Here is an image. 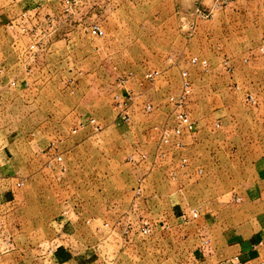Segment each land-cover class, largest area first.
Wrapping results in <instances>:
<instances>
[{"label": "rangeland", "instance_id": "obj_1", "mask_svg": "<svg viewBox=\"0 0 264 264\" xmlns=\"http://www.w3.org/2000/svg\"><path fill=\"white\" fill-rule=\"evenodd\" d=\"M144 1L127 2L124 9L108 18L111 27L105 31L106 36H110L112 50L123 49V59L128 61V69L136 78L140 73L138 58L148 48L152 53L146 56L151 59L152 67L163 69L167 57L172 55L168 62L175 65L176 75L182 69L188 70L193 84L189 114L199 121L197 131L205 137V180L200 183L202 173L191 176L189 181H192L193 189L189 188L187 195L199 198L196 201L199 203L205 196V202L211 199L213 206L214 202H221L227 212H244L248 205L245 199L253 195L248 189L253 175L251 162L264 149V66L259 52L264 29L253 30L248 26L256 20L264 24V0H224L210 18L197 21L195 30L194 27L188 29V25L182 27L187 21L189 6L182 7L178 2L181 12L174 15V0ZM188 1L191 6V0ZM59 6L58 0L50 3L51 8L58 10ZM116 15L121 17L119 23L115 20ZM182 15L185 19H181ZM160 19L162 28L152 29L153 22ZM206 31H210L211 41L205 39ZM179 35L188 39L184 45ZM184 46H188V52ZM187 55L205 57L208 66L191 64ZM224 58L231 60V71L224 67ZM51 70L50 77H41L45 73L40 68L33 79L20 77L21 86L33 87V91L36 86L43 89L37 95L27 96H11L14 90H11L9 76L0 75L3 90L0 118L9 121V125L0 126V142L13 132L10 134L17 142L14 145L16 176L22 181L17 185L15 178L12 179L8 184L12 185L11 194L0 193V217H5L0 220V251L11 245L37 247L34 254L28 252L26 255L27 250H20L17 257L22 264L26 259L35 261L41 257L43 254L39 249L47 245L48 252L52 251L46 259L49 264H58L53 258L54 249L64 245L70 249L71 259L63 264H191L192 249L201 241L199 231L205 229L203 216L181 217L179 222L174 219L163 223L157 215L159 211L166 218L172 213L169 202L163 200L150 202L148 210L152 212L148 216L144 215L145 211H140L139 203L130 215L133 220L144 216L151 219L153 233L145 237L136 232L126 236L121 225L115 223V231L107 239L105 230L108 228L101 225L106 216L126 214L134 197L133 185L139 182L137 178L145 176L153 165L158 167L165 161L160 162L158 158V162L153 157V143L148 142L149 136L157 133L154 125L159 120L154 117L155 110L145 112L144 101L141 103L135 98L136 91L121 93L118 88L112 94H99L94 101L87 96L83 100L80 94L68 91L69 86H74V79L60 76L59 69L55 70L53 66ZM115 80L123 82L122 78ZM98 82L108 87L115 83L108 77ZM174 87L175 84L168 88L174 91ZM248 92L254 94V101L246 98ZM31 96L36 99H30ZM164 98L165 95H160V99ZM118 102L122 105L118 106ZM67 107L75 110L72 112ZM123 108L129 113L127 120L120 116ZM81 116L88 124L82 127V132H74ZM92 116L100 128L95 129L89 123ZM44 120L50 122L42 125ZM30 132L33 133V144H27L25 139ZM80 136H84L85 141L74 145L73 140ZM196 149L201 150V144ZM29 150L35 154L32 171L26 163ZM55 152L67 156L69 166L66 171L58 170L57 164L51 169L45 168L44 157ZM141 152H146L147 158L142 159ZM106 163L110 165V172L105 168ZM155 171L151 173L149 188H154L152 193L158 189L160 196L157 194V198L169 199L166 194L170 191L172 175L169 170ZM6 186L0 184V192L6 190L3 188ZM3 198L9 202H3ZM129 199L128 207L122 211L121 203ZM105 202L111 206L106 208ZM260 208L264 207L254 206V209ZM229 223L233 220L225 221V224ZM187 229L197 231L198 235L189 238L188 234L180 233ZM173 232L179 234L173 235ZM15 257L7 256L3 262Z\"/></svg>", "mask_w": 264, "mask_h": 264}, {"label": "crops", "instance_id": "obj_2", "mask_svg": "<svg viewBox=\"0 0 264 264\" xmlns=\"http://www.w3.org/2000/svg\"><path fill=\"white\" fill-rule=\"evenodd\" d=\"M53 1L54 0H34V2L26 1L25 3L24 0H9V2H7V0H0V58H2L6 63V69L3 74L9 76V79L16 80V85L12 86L11 89L12 91L14 90L13 93H11V96H27L28 94L37 95L43 92L41 86H36V91H33V87L21 86L20 77L28 76L33 79L35 72L39 70V68L41 71H43V73H45L43 75L41 74V77H50L53 73L51 66H53L55 70H57V68L59 69L60 76H70L72 79L77 80L76 82L73 80L74 86H67L69 88L68 91L80 94L83 97V100L85 96H87L88 99L94 101V99H96L99 94H112L117 88V90L121 91V93L124 91L128 92V90H132L134 93L136 91L137 97L135 98H138L141 103L143 101L144 103L150 101L154 104L155 107L153 110L156 112L154 117H158L159 120L158 122H155V125L158 127L163 125H172L174 123V119L172 117V105L167 102V95L169 93L177 94L180 91V73L179 75H176V72L174 71L175 65L168 62L169 60H172V55L171 57H167V61L165 62L163 69L156 66L152 67L149 64L151 59L147 58L146 56L147 53H152L148 48L138 58L140 73L136 78L134 74H132L133 71L128 69L130 67L128 61L123 59V49L121 48L117 51L112 50L110 36H106L105 30H109L111 27L107 21L108 18H110L112 14H118V11L124 9L125 3H134L135 1L138 2V0H86L81 12L76 18L77 21L75 20L71 24L67 22L59 23L58 29L53 35L43 38L41 42H39L40 48H38L39 50L36 52V61L30 64V62H28L26 59L27 45L34 42L35 40H32L27 33H21L18 31L16 26H11L10 22L12 19H18V15L21 13V11L29 6L38 10L39 17H42V14H57L60 10V6L58 10L51 8L50 3ZM140 1V3H142V0ZM214 1L215 0H191L192 3L190 6V2L188 0H174V15H177V13L181 12L179 9L180 5H182V7L185 6L186 8L189 6L190 9H187V21L182 23V27L188 25L189 29L190 23L193 21V30H195L197 27V21L200 18L193 17V8L198 3H201L205 6H210ZM232 1L234 2V0ZM178 2H180V5ZM116 19L119 23L121 17L116 15L115 20ZM181 19H185V15H182ZM78 20L81 22H78ZM90 22L99 23L104 29V34L96 35L86 30L84 28V24ZM151 26V28L154 30L159 28L161 29L163 22L160 19L157 22H153ZM248 26L253 30L264 29L263 22H259L258 20L251 21ZM241 29L242 28H240V32ZM240 36L241 35H238L237 37ZM179 37L183 41L182 45L188 41L187 38H184L180 35ZM212 38L213 37L211 36L210 31H206L205 39H209L211 41ZM261 44H264V38L262 39L260 45ZM184 49L185 52H188V46H184ZM153 52L156 54V49H153ZM190 57L191 56H188V60ZM191 64L200 65L199 63ZM152 70H158L159 73L152 81L146 80L144 78V74L147 71ZM107 77L110 80H113V82L115 81V83L113 85L110 84L111 86L109 85V87L101 86L98 80L102 78L106 79ZM116 78H122L123 82H116ZM189 78L192 84L190 75ZM174 84L176 89L171 91L168 87H172ZM2 91L3 90L1 89L0 84V94L3 93ZM192 91L187 102V109L192 98ZM160 95H165V98L160 99ZM30 99L35 100L36 98L31 96ZM67 108L72 112L75 110L71 107ZM83 117L84 116H81L78 119L77 125L73 129L74 132H82L80 131L82 127L85 124H88L85 123L84 119L86 118ZM112 118L113 117L108 119V121H111ZM194 120L196 122V128L193 136L187 135L185 133L182 137L184 145L180 148V150L172 149L163 157H156L154 155V149L159 134L158 129L154 128L157 133H150L151 136H149L148 142L153 143V157L157 158L156 160L159 158L160 162L161 160L165 161L162 162V165L158 166L159 168L154 167L153 165L149 172H145L147 173L145 176L141 175L142 178H137L139 179V182H136L133 187L135 188L137 185H139L141 188V194L136 197L135 203H139L137 206H141L140 211H145L144 215L148 216L152 212V210H148V207H150V202L153 203L154 201L163 200L167 203L169 202V205L172 208V213L169 215V218H166L165 215H162L160 211L159 214H157L160 216V219L164 220L163 223L174 219L179 222L181 221V217H191L190 210L192 208H196L198 210L196 218L203 216L202 222L203 225L205 224V229L199 231L201 233V241L192 249L191 264H264V208L254 209V206L264 207V149H262L255 157H253V161L251 162V172L253 175L249 179L248 189L252 191L251 194L253 195L249 197V199L244 198L248 203L244 209V212H227L226 210H223L224 204L221 202H214L215 206H213L211 199L205 202V196L201 197V203L196 202L199 198L194 199L187 194L189 188L193 189V187H191L193 183L189 180L191 176L198 173V167L202 168L201 173L203 174L202 181L200 183L205 180V137L199 135V132L197 131L199 127V121L196 119ZM61 121L59 124H61ZM48 122H50V120H44L42 121V125ZM5 125H9V121H3L0 118V126ZM10 133L9 135L5 136L6 140L3 143L0 142V184H7L6 187H3L6 190H2L0 192L2 194H11L13 190L11 187L12 185L8 184H10L14 178V183L18 181V177L16 176L17 168L15 164V157L17 155H15L16 150H14V145L17 142L15 139H13L12 134ZM32 134V132L27 133L25 138L27 140V144L28 142L33 144L34 138ZM83 137L84 136L75 138V140H73V144L79 145L82 141H85V138ZM199 144H201V150L196 149ZM26 154V163L27 165L29 164L30 170L32 171L34 168L32 164L35 155L34 151L29 150L26 152ZM180 154L187 157V165H180L178 160ZM61 155L62 160L60 162L54 161L51 166H47L46 162L51 158V156H53V154L49 153L46 157H44L46 158V161L44 160L45 168L47 167L51 169L57 164L58 170H61V172L66 171L67 165L69 166V163H66L67 156H64L63 153H61ZM38 156L43 157V155L39 154ZM106 164L107 166L105 168L107 172H110L108 170V166L110 165L108 163ZM155 168L160 169L161 172H167L169 170L170 174L172 170L175 171V176H171L169 178L170 191L166 194L169 199L163 198V196L157 198V194L160 196L158 189L156 188L157 191L152 193L154 188H149L151 186L150 184L152 183L150 176L151 173L155 171ZM158 169H156L155 172H159L157 171ZM133 194L134 189L132 195ZM7 196L8 195H3V197ZM1 200L5 203L9 202V200H6L5 198ZM0 203L2 202L0 201ZM129 203L130 199L127 202L121 203L123 208L122 211L126 210ZM104 206L107 208L111 205L108 202H105ZM115 206L117 208V205ZM122 216L123 215L118 217L106 216L104 221L101 220V225L108 228L105 230V237L107 239L109 238L110 234L115 231L114 224L117 223V220ZM235 216L238 218H235ZM1 218L4 220L5 217H0V220ZM227 220H233V223L225 224V221ZM101 229L102 228L97 230V232ZM152 233L153 230L150 234ZM180 233L188 234L187 237L189 238L194 237V234L198 235L197 231H189L188 229L184 232L181 231ZM178 234L179 233L177 232H173V235ZM48 247L49 245L39 249V252H42L44 259H42V256L36 258L35 261L32 258L30 260L26 259L28 263L25 261L24 264H49L46 259H49L52 251L48 252ZM36 248L27 245L25 248H19L17 245L16 247L11 245L9 249L7 248L4 251H0V264H22V261L18 259L17 255L21 251L26 250V255L28 252L34 254ZM69 252L70 249L66 248L65 245L63 247H59L58 249H54L53 258L56 260L55 263L63 264L69 261V259H71ZM205 254L207 255L206 259ZM7 256L16 257L10 258L9 261L5 260V262H3V259Z\"/></svg>", "mask_w": 264, "mask_h": 264}, {"label": "built area", "instance_id": "obj_3", "mask_svg": "<svg viewBox=\"0 0 264 264\" xmlns=\"http://www.w3.org/2000/svg\"><path fill=\"white\" fill-rule=\"evenodd\" d=\"M223 1L224 0H215L210 6H205L201 3H198L193 8L192 15L194 18L196 17L200 19H208L212 16L213 12L221 6ZM85 2L86 0H59V12L52 15L42 14V17H39V12L37 9L29 6L21 11V13L18 15V19H12V21L10 22L11 26H16L18 28V31H20L21 33H27L32 40H35L34 42L27 45L26 59L28 62H30V64L36 61V52L37 50H39L38 48H40L39 42H41L43 38L53 35L57 31L59 23H73V21L76 20L78 14L81 12ZM79 21L80 20H78V22ZM191 22L192 23H190L189 27L193 28V21ZM84 28L96 35L104 34L103 27L97 22L85 23ZM259 52L261 54L264 66V44L259 45ZM189 61L190 63H199L203 68H206L208 66L207 59L198 55H192ZM222 63L227 70L231 71L233 69V66L228 59H222ZM5 69L6 63L2 58H0V75L4 73ZM158 73V70L147 71L144 74V78L146 80L152 81ZM9 83L11 86H15L16 80L10 79ZM236 88H238V84L236 85ZM191 91V80L189 78L187 70L183 69L180 72V91L177 94L169 93L167 95V102L172 105V117L174 119V123L172 125H163L159 127L157 125H154V128L158 129L159 132L158 140L154 149V155L156 157H163L172 149L180 150V148L184 145L182 137L185 133L187 135L193 136L196 128V122L190 116L187 109V102L190 97ZM246 98L250 101H254V94L252 92H248ZM117 105H122V102H118ZM154 107V104L150 101L144 103L143 105V109L145 112H151ZM120 113L122 119L127 120L129 118V113L127 112V110H124V108ZM89 123L95 129L101 127L93 116L90 117ZM139 156L142 159H145L147 158V153L141 152ZM61 160V153L55 152L53 156H51V158L46 162V165L51 166L54 161L60 162ZM178 160L180 165H187L188 159L186 156L180 154ZM197 172L201 173L202 168L198 167ZM171 175L173 177L175 176L174 170L171 171ZM21 183V180H18L16 182L17 185H20ZM140 194L141 188L139 185H137L134 188V197L131 201L129 209L127 210L126 214H124L117 220V223H119L122 227V232L126 236H129L134 232L146 236L152 232V223L148 217L144 216L139 218V220H133V218H130V215L135 212L136 197ZM197 214L198 210L196 208H192L190 210L191 217H196ZM186 218L187 216H185L184 219Z\"/></svg>", "mask_w": 264, "mask_h": 264}]
</instances>
